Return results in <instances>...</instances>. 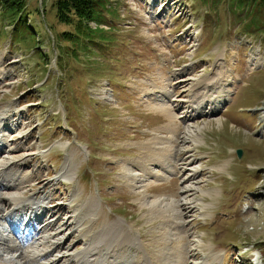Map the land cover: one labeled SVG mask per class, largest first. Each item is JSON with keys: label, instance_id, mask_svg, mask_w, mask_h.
Masks as SVG:
<instances>
[{"label": "rangeland", "instance_id": "1", "mask_svg": "<svg viewBox=\"0 0 264 264\" xmlns=\"http://www.w3.org/2000/svg\"><path fill=\"white\" fill-rule=\"evenodd\" d=\"M53 1L25 0L26 21L14 26L16 14H0V119L14 125L4 138L24 161L25 191L63 206L55 227L70 253L81 241L101 244L96 231L117 220L146 248L158 239L163 220L149 222L122 168L169 144L157 136L182 134L187 90L216 78L221 64L219 111L189 118L197 137L175 156L198 170L200 191L187 194V264H264V0H106L95 30L58 24ZM151 86L169 91L174 123L149 107ZM177 174L149 180L146 196L185 197ZM75 207L82 235L62 226ZM128 248L127 261L143 264Z\"/></svg>", "mask_w": 264, "mask_h": 264}, {"label": "bare ground", "instance_id": "2", "mask_svg": "<svg viewBox=\"0 0 264 264\" xmlns=\"http://www.w3.org/2000/svg\"><path fill=\"white\" fill-rule=\"evenodd\" d=\"M216 69V78H212L209 80L210 82L207 81L204 87L199 86L194 91V88L190 86L187 90L189 94L186 99L183 119V122L187 123L184 124L182 134H169L172 133L169 131L167 133L169 136H157V144L165 140H168L169 144L163 146V143H160L158 146H154V150L151 152L152 156L140 155L135 162L129 163V166L124 164L125 166L122 168V173L128 175L125 178L130 188L139 196L141 206L147 208V213L150 216L149 222L161 219L165 224H159L160 231L155 232L158 239H153L154 243H151L148 248L143 245L139 237L132 235L130 228L124 230V225L117 220L103 225L96 231L95 240L101 241V244L95 242L93 245L94 243L81 241L83 249L70 253L71 250L66 246L65 235H62L60 229L55 227L60 219L58 212L63 206L52 204L49 207H44L46 203L48 204L47 195L39 193L35 197L25 191L28 180L20 173L24 161L15 160L11 155L14 148L7 144L6 138H4L6 133L14 130L12 129L14 125L8 121V125L4 126V120L0 119V264H137L133 260L128 262L127 255L124 256L121 252L123 248L129 250L130 245L136 246V249L144 254L141 259L143 264H187V261L191 259L189 249L187 250L189 242L185 219L188 218L187 215L191 212L193 205V201L187 199V194L189 192L194 194L199 190L198 183L194 181L198 170L194 168L191 161L183 166L182 164L178 166L175 156L180 152L181 145H185L188 151L190 144L186 143L194 142L193 138L197 137L198 128L190 126L189 118L192 120L205 117V115L211 116L216 113V110L219 111L223 100L221 96L224 81L221 64H216ZM208 82L212 84V88L218 90V93L215 90L216 96L214 97L207 94L210 92ZM155 89L158 92L153 91V94L150 92V96H153V105L149 107L157 109L168 117L169 122L174 123L173 109L176 107L171 105L174 102L170 100L169 91L165 92L151 86V91ZM212 101L215 102V108L210 107ZM207 108L210 110L203 111ZM167 126L171 125L166 124L161 129L165 133L168 130ZM154 167L163 170L161 172L163 177L155 174ZM183 170L184 172L187 170L188 174L182 175L184 174ZM172 171H175V174L177 171L181 173L180 177L185 185L181 188L180 195L186 196H180L179 199L174 195L147 197L149 180L153 179L156 182L166 180ZM89 202L92 201L88 200L87 204ZM92 203V207H94L95 202ZM6 205L9 206L7 209ZM168 208H171V212L168 211ZM76 211L75 207L68 213L69 216L65 221H62V226L67 232L82 235L83 229L79 230L81 224L78 222L80 216ZM57 219L58 221L55 223ZM134 258L136 257L134 256ZM190 264L197 263L191 262Z\"/></svg>", "mask_w": 264, "mask_h": 264}, {"label": "trees", "instance_id": "3", "mask_svg": "<svg viewBox=\"0 0 264 264\" xmlns=\"http://www.w3.org/2000/svg\"><path fill=\"white\" fill-rule=\"evenodd\" d=\"M103 1L106 0H54L52 6L54 8L55 21L58 24L65 25L74 21L76 28L81 24H84L85 26H88L91 22L95 24V21H93L92 18L93 13ZM2 11H8L10 12V15H17V18L10 21L11 26L26 21L25 0H0V14ZM6 19L8 20V18ZM106 26L107 25H105V28H107ZM95 27L90 28L91 30H95ZM61 37L70 39L72 38V35L64 32L61 33Z\"/></svg>", "mask_w": 264, "mask_h": 264}, {"label": "water", "instance_id": "4", "mask_svg": "<svg viewBox=\"0 0 264 264\" xmlns=\"http://www.w3.org/2000/svg\"><path fill=\"white\" fill-rule=\"evenodd\" d=\"M240 154H241V151L237 150V155L240 156Z\"/></svg>", "mask_w": 264, "mask_h": 264}]
</instances>
